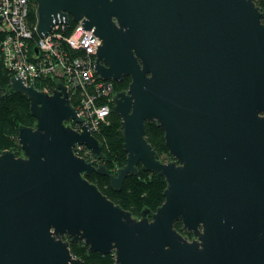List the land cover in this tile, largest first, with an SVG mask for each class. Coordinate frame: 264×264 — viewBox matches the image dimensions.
Listing matches in <instances>:
<instances>
[{"label":"water","instance_id":"95a60500","mask_svg":"<svg viewBox=\"0 0 264 264\" xmlns=\"http://www.w3.org/2000/svg\"><path fill=\"white\" fill-rule=\"evenodd\" d=\"M258 0H35L36 34L81 21L100 41L94 73L128 77L113 97L126 163L109 173L66 87L52 95L13 77L4 94L30 101L35 126L18 129L22 155L0 154V264H82L70 245L113 264H264V23ZM3 97L0 91V99ZM164 134L170 162L145 139ZM75 146L93 160L78 157ZM143 171L166 181L164 202L139 219L86 177L120 192ZM175 223H180L177 230ZM183 232L192 234L191 240ZM68 241H64V237Z\"/></svg>","mask_w":264,"mask_h":264},{"label":"built area","instance_id":"2783aa9c","mask_svg":"<svg viewBox=\"0 0 264 264\" xmlns=\"http://www.w3.org/2000/svg\"><path fill=\"white\" fill-rule=\"evenodd\" d=\"M29 0H0V50L3 67L14 76L22 78L25 86H32L39 92L52 95L56 90L54 81H60L66 87L69 102L77 90L85 91L75 101L78 124L68 123L74 131L81 132L87 123V130L93 135L99 125L105 123L113 106L112 82L99 79L94 73V61L99 39L92 31L84 30L81 21L74 23L68 36L64 32L69 22L55 24L50 32L38 37L36 24L31 30L28 24ZM33 33L37 40H33ZM71 50H82L83 56L65 55L60 43ZM28 51V52H27ZM51 79L52 85L40 84L41 80ZM11 80V79H10ZM90 88L93 92H88ZM103 97V98H102ZM78 157L92 159V154L83 146H75Z\"/></svg>","mask_w":264,"mask_h":264},{"label":"trees","instance_id":"16d2710c","mask_svg":"<svg viewBox=\"0 0 264 264\" xmlns=\"http://www.w3.org/2000/svg\"><path fill=\"white\" fill-rule=\"evenodd\" d=\"M28 24L33 30L36 24V2L29 0ZM262 13L264 23V0L256 2ZM70 26L64 32L68 36L74 23L70 20ZM33 40L37 36L33 33ZM60 48L66 53L65 55L83 56L82 50H71L65 43H60ZM28 52V51H27ZM1 53V50H0ZM10 73L3 67L0 55V91L3 97L0 99V154L2 152H12L15 157L22 155L17 146L18 129L21 127L31 128L35 126V119L30 113V101L26 95L20 93H8L11 79ZM130 79L123 77L118 83L112 82L113 90L116 93L127 90ZM40 84L45 86L52 85L51 79L41 80ZM93 91L88 88V92ZM85 91L77 90L72 96L70 102L73 108L76 107L74 101L83 95ZM103 98V97H102ZM112 104L110 108L112 109ZM68 125V124H67ZM94 138L99 142L102 150V158L97 160L95 165H102L106 170L115 174L116 170L126 163V154L123 149L124 138L121 129V119L110 111L105 123L99 125L98 131L93 133ZM145 139L156 152L162 162L172 161V157L166 148L163 132L157 127L156 123L145 124ZM86 159V158H85ZM88 160V158H87ZM93 160V157L92 159ZM87 181L96 186V188L111 202L119 206L122 210L129 212L134 218L139 219L141 212L145 209L155 212L164 202V190L166 189L165 179L154 173L143 171L138 166V173L135 176H127L123 181L120 192H115L109 185V178L92 173L86 177ZM175 228L180 230V223H175ZM184 237L191 240L190 232H183ZM70 253L76 259L81 260L82 264H113L114 255H101L99 253H88L87 247L82 242L70 245Z\"/></svg>","mask_w":264,"mask_h":264},{"label":"flooded vegetation","instance_id":"af4514ba","mask_svg":"<svg viewBox=\"0 0 264 264\" xmlns=\"http://www.w3.org/2000/svg\"><path fill=\"white\" fill-rule=\"evenodd\" d=\"M63 240H64V241H68V238L65 236V237L63 238Z\"/></svg>","mask_w":264,"mask_h":264},{"label":"clouds","instance_id":"9594fccd","mask_svg":"<svg viewBox=\"0 0 264 264\" xmlns=\"http://www.w3.org/2000/svg\"><path fill=\"white\" fill-rule=\"evenodd\" d=\"M68 124V123H67Z\"/></svg>","mask_w":264,"mask_h":264}]
</instances>
